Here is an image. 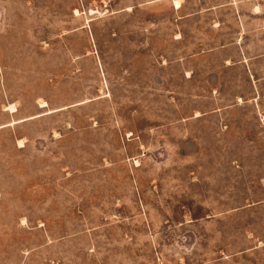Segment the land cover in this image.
<instances>
[{
    "label": "rangeland",
    "instance_id": "1",
    "mask_svg": "<svg viewBox=\"0 0 264 264\" xmlns=\"http://www.w3.org/2000/svg\"><path fill=\"white\" fill-rule=\"evenodd\" d=\"M0 264H264V0H0Z\"/></svg>",
    "mask_w": 264,
    "mask_h": 264
},
{
    "label": "bare ground",
    "instance_id": "2",
    "mask_svg": "<svg viewBox=\"0 0 264 264\" xmlns=\"http://www.w3.org/2000/svg\"><path fill=\"white\" fill-rule=\"evenodd\" d=\"M176 3H177V2H176ZM176 5H178V4H176ZM10 108L12 109L13 112L15 111L14 108H12L11 106H10Z\"/></svg>",
    "mask_w": 264,
    "mask_h": 264
},
{
    "label": "crops",
    "instance_id": "3",
    "mask_svg": "<svg viewBox=\"0 0 264 264\" xmlns=\"http://www.w3.org/2000/svg\"><path fill=\"white\" fill-rule=\"evenodd\" d=\"M13 123H15V122H13ZM13 123H11V124H13ZM18 123V122H17Z\"/></svg>",
    "mask_w": 264,
    "mask_h": 264
}]
</instances>
